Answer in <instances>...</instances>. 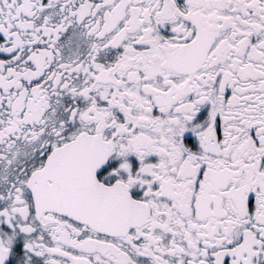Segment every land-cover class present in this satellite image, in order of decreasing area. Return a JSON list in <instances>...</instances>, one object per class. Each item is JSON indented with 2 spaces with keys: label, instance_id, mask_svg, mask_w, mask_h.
I'll return each mask as SVG.
<instances>
[{
  "label": "snow or ice",
  "instance_id": "snow-or-ice-1",
  "mask_svg": "<svg viewBox=\"0 0 264 264\" xmlns=\"http://www.w3.org/2000/svg\"><path fill=\"white\" fill-rule=\"evenodd\" d=\"M0 264H264V0H0Z\"/></svg>",
  "mask_w": 264,
  "mask_h": 264
}]
</instances>
